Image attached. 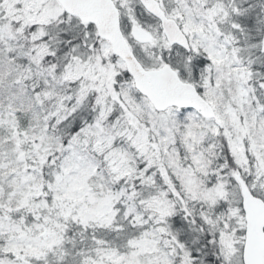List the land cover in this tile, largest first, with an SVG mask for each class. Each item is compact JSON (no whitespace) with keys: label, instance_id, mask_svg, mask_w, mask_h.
I'll return each mask as SVG.
<instances>
[{"label":"snow or ice","instance_id":"obj_1","mask_svg":"<svg viewBox=\"0 0 264 264\" xmlns=\"http://www.w3.org/2000/svg\"><path fill=\"white\" fill-rule=\"evenodd\" d=\"M0 264H264V0H0Z\"/></svg>","mask_w":264,"mask_h":264}]
</instances>
